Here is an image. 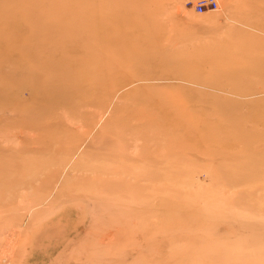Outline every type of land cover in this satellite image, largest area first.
<instances>
[{"label": "rangeland", "instance_id": "374dc122", "mask_svg": "<svg viewBox=\"0 0 264 264\" xmlns=\"http://www.w3.org/2000/svg\"><path fill=\"white\" fill-rule=\"evenodd\" d=\"M195 2L0 0V98L13 86L26 101L30 90L17 89L35 79V53L70 51L65 74L80 79L51 94L41 122L16 113L9 123L0 102V264H264V0L203 13ZM108 8L123 17L105 18ZM80 37L88 57L72 52ZM98 79L130 80L109 102H79ZM159 108L179 121L178 145L116 143L121 158L95 149L103 129L132 139L138 114ZM100 168L115 179L103 174L107 189L89 184ZM120 177L133 190H119Z\"/></svg>", "mask_w": 264, "mask_h": 264}, {"label": "bare ground", "instance_id": "6f19581e", "mask_svg": "<svg viewBox=\"0 0 264 264\" xmlns=\"http://www.w3.org/2000/svg\"><path fill=\"white\" fill-rule=\"evenodd\" d=\"M217 2H218V0H217ZM218 6H219V2H218ZM120 12H121L120 8H108V9H105L103 11L105 18H114L117 16L123 17L120 15ZM79 24L85 26L86 22H85V20H82ZM111 27H113L112 23L110 24V28ZM69 31H70L69 26H66L64 28L63 32H69ZM99 32H101V31H99ZM99 32H96V34L98 35ZM36 38L31 43L32 47L37 46V39ZM112 43H113V40H112ZM73 45H74V48H78V49L73 48V50L72 49L71 50L74 54H77V55H82V56L88 57L89 53H90L89 51H91V50L94 51L93 46H90L89 43L87 41H84V40L80 41V42H75L74 44H72V46ZM59 52H60L59 50L58 51H52L51 54H49L47 57H46V53H44L42 55V57H41V55H36V53H35L33 55V58L30 59V62H31L30 67L27 68L30 71V74L35 79H32V81L29 83H24V85L20 89L19 88L17 89L20 97L22 96L21 94H23L22 92H24L27 89L30 90V93H29L27 99H25L26 101L25 100H23V101H25L24 103H26V104L34 103V102L39 103L40 108L36 109V111H31V112L28 111L25 108L26 104H24V103L18 102V104H17V102L13 99V97H14L13 93L15 91L13 89L15 87H13V86H10V88L6 87L7 88L6 93H5L3 98H0V102L4 100L7 104V109H6L5 114L7 115V119L9 121V123H11V120L13 119V114H16V113L20 114L19 117H23V116L28 117L29 116L32 119V121L38 120L39 122H41L42 119L44 117L46 119V117H47L46 115H48L47 114L48 113L47 107H49V105L46 107L43 104L46 102H50V104H51V101H50L51 100V94L55 91L56 92L60 91L59 88H61L62 86H68L71 82L72 83H79L80 79H77L76 75L72 74V77H68L65 74L67 72V67H66L67 64H69V62H70V69H71L73 66V63H75L76 60L72 58L70 51L66 52L65 50H63V51L61 50L60 54H59ZM23 56L26 60L29 58V55H27V54L23 55ZM45 58H46L48 67H51L54 63H56L54 65V67H55L54 72H52V73L47 72V66L44 62ZM84 63H85L84 58L79 59L78 64H81V68H83L82 66ZM62 78H65V79H62ZM98 80H99L98 84L101 85L100 91L98 92V90H92V91H85L84 90V92L81 93L83 96L82 100H79V102L83 101L84 104H89V103L92 104V103L98 101V99H102V97L106 98V100H104V101L109 102L115 96L114 93L117 91V86H118L117 84L120 83L121 86L122 85L126 86V83L130 79H98ZM105 83H107L106 85H108V88H105L106 87V86H104ZM72 85H74V84H72ZM25 92H27V91H25ZM112 95H114V96H112ZM78 96H79V93H78L77 97ZM79 102H77V104ZM100 117H101V115H100ZM90 118H92V117H90ZM90 118H88V119H90ZM170 118H171V115L169 114V112L163 108H159L158 112L146 111L144 114L139 113L137 116V119H136L138 124L136 125V127H134V130L136 129V136L134 138L128 139L127 138L128 135L126 136L124 134V136L123 135L117 136V139H115L113 137H111V138L109 137L110 139H104V137L106 136V132H108V130L103 129L102 130V136L100 137L101 139L98 142H96L97 148H95V149L97 151L101 150L99 143H101V145H104V148L106 150L110 149V151H112L111 150L112 148L117 147L116 143H119V145L124 144V145H130L131 146L132 144H135L137 141H147V142L153 141L154 143L159 141L162 144H166L168 142H173L172 144L178 145V143H180V141L178 140L177 135H174V129L172 127H177L179 121L176 118H173V119H170ZM89 123H90V121H89ZM95 123H97V122H95ZM95 123H93V121H92V123H90V126L88 125L89 129L85 125L86 131H85V134H83V136L80 137L79 134H75L77 136V139L73 141L74 142L73 144L70 143V145H73V147H75V148H73L74 150H72V151L70 150L68 152L69 155L72 154L70 157H74L78 153V150L83 147V144H82L83 140L82 139L86 136H89V134H91L92 129L96 125ZM127 123L128 122H125L126 126L128 125ZM139 124H144V128L139 130L137 128V126ZM35 125H36V130H38V128L40 129V125L43 126V124H41V123H37ZM87 129H88V131H87ZM113 132H114V130H113ZM133 132L131 134H133ZM80 138H81V140H80ZM78 139H79V141H78ZM119 147L120 146H118L117 149H120V151H121L120 152V158H121V157H123L125 152L123 150L124 148H121V147L119 148ZM121 161L123 162L124 160H121ZM148 169L150 170V168H147L146 170L144 169L143 172L149 171ZM166 169H165V172H166ZM102 170H105V171L103 172ZM99 172H101L102 175H98V176L95 175L96 177L92 180V182L89 183L90 186H92L93 188L98 189V190H101L102 188L107 189L106 185H110L108 180L112 181L113 183L115 182V179H113L109 176V170H106L105 168H100ZM111 173L112 174H110V175L112 177L113 176L115 177V175L120 174V173H113V172H111ZM103 174L108 175V177H106L108 180L102 179V178H105V177H103ZM150 175H152V174H150ZM160 176H163V175L161 174ZM175 177L176 178L180 177V175L179 174L177 175L175 172ZM154 178H157L156 175ZM132 179L139 180V179H143V177L138 179V177L134 175V176H132ZM162 179L165 180V177ZM144 180L151 182L153 179L150 178V176H148V177L144 176ZM158 180L159 179H157V181ZM135 183L137 184V181ZM135 183H133V184L136 185ZM123 185L126 188V190H124V191L130 192L131 190H133L131 188V185L129 184V181L127 179H123L122 177H120V179L117 180V184H115V186H117V188L119 190H122ZM164 189H166V188L164 187Z\"/></svg>", "mask_w": 264, "mask_h": 264}, {"label": "built area", "instance_id": "2783aa9c", "mask_svg": "<svg viewBox=\"0 0 264 264\" xmlns=\"http://www.w3.org/2000/svg\"><path fill=\"white\" fill-rule=\"evenodd\" d=\"M196 12L203 13L207 10H215L218 8L217 0H196L194 3Z\"/></svg>", "mask_w": 264, "mask_h": 264}]
</instances>
